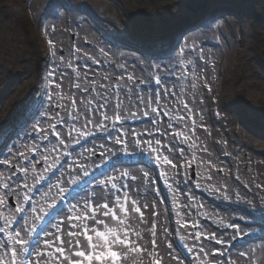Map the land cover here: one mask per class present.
Here are the masks:
<instances>
[{"label":"snow or ice","instance_id":"obj_1","mask_svg":"<svg viewBox=\"0 0 264 264\" xmlns=\"http://www.w3.org/2000/svg\"><path fill=\"white\" fill-rule=\"evenodd\" d=\"M214 27L224 35L232 25L221 17ZM55 31V26L45 29L49 63L42 111L29 106L12 125L0 127V264H127L129 257L135 264H145V258L147 264H184L187 257L173 250L167 218L160 219L153 172L172 193L174 231L195 264H240L241 259L257 264L264 245L235 257L231 249L241 238L264 241V194L248 200L228 184L231 174L213 162L207 143L212 133L203 114L211 97L203 93H212L209 69L214 71L215 63L203 43L177 42L164 53L167 63L152 64L95 46L85 51L73 45L67 52L62 46L58 56ZM161 51L153 45L145 59ZM197 153L203 154L200 180L216 182L206 190L244 203L242 215L227 223L215 214L223 226L219 235L197 220L207 215L190 188L188 170ZM232 178L246 193L253 186L264 193V183L252 177L247 183L239 172ZM195 187H201L199 181ZM148 193L156 199L141 203Z\"/></svg>","mask_w":264,"mask_h":264},{"label":"rangeland","instance_id":"obj_2","mask_svg":"<svg viewBox=\"0 0 264 264\" xmlns=\"http://www.w3.org/2000/svg\"><path fill=\"white\" fill-rule=\"evenodd\" d=\"M29 1L0 0V127L12 125L29 106L32 109L36 106L38 111H42L41 103L38 102L48 71L49 36L45 35V29L50 21L63 17L65 23H69L72 17H76L78 25L88 26L98 43L127 53L129 61L136 57L143 63L156 64L161 60L167 63L168 57L164 53L168 46L176 42L182 44L190 37L189 43L194 40L193 43L197 45L203 43L204 50L209 52L233 50L232 54L225 56L221 69L216 66L214 71L209 69L212 93H203L211 97L205 99L203 106L205 122L211 131H220L221 134L220 140L215 143L227 141L226 145L216 143V147L220 151L223 146L224 153H228L229 149L236 146L241 163L238 168L232 167L233 158L223 154L217 166H223L225 174H231L230 180L232 173L239 172L264 183V0H98L96 3L91 0H50L48 8L40 10L35 16V9L30 7ZM60 3H67L71 7L69 10L57 8ZM57 11L59 15L55 14ZM213 16L217 20L211 19ZM221 17L232 25L230 30L224 31V35H220L214 27ZM136 30H141V39L136 38ZM121 34H125L127 39ZM66 38L69 47L79 42L80 46L89 50L94 44L90 37L77 35L75 31H68ZM141 44L144 48L138 51L137 47ZM153 45L163 51L156 58L148 55L145 59L146 48H152ZM61 47H56L58 56L64 54L59 51ZM63 48L67 52L68 46ZM216 85L222 91L219 96L213 93ZM224 116L226 120H223ZM232 134L238 138L235 139ZM151 175L160 194L157 204L160 219L167 218L169 231L174 235L169 202L160 192L155 172ZM197 180L195 168L191 190ZM232 182V188L241 191L242 195L246 194L248 200L253 199V189L246 193ZM195 193L200 200L211 202L209 207L212 211L226 214L225 223L242 215L239 210L243 209V202L236 204L235 199L219 200L226 202L222 205L206 192ZM147 195L156 199L151 193ZM179 199L183 201V195ZM201 218L199 223L205 231H216L217 235L223 231L222 225ZM245 219L249 222L251 220L250 217ZM253 228L258 230L257 225H253ZM245 231L251 232L252 229ZM228 233L231 234V229ZM173 235L170 239L173 241L174 252L181 259L187 257L184 264H189L191 258L174 241ZM234 243L236 246L231 252L236 255L239 251L250 252L253 248L259 250L264 245V241L260 240L246 243L242 239ZM259 254L264 256L262 252Z\"/></svg>","mask_w":264,"mask_h":264},{"label":"bare ground","instance_id":"obj_3","mask_svg":"<svg viewBox=\"0 0 264 264\" xmlns=\"http://www.w3.org/2000/svg\"><path fill=\"white\" fill-rule=\"evenodd\" d=\"M98 0H91V2H93V3H96ZM49 2H50V0H30L29 1V5H30V7L32 6L33 7V13H34V16L36 15V14H38V12L40 11V10H42V9H46V8H48V4H49ZM84 6H85V3L83 4ZM67 16V15H66ZM71 17V16H70ZM75 19H76V17H72V19L69 21V23H65V21L63 20V17L62 18H59L58 20H56V21H50V22H48L47 23V26H46V29L49 31V32H51V29H52V27L53 26H55V29H56V31H55V33H54V39H55V41H56V47H58V46H68V48H67V51L68 50H70L71 48H72V46L73 45H71V47H69V42H68V39L66 38V33L68 32V31H75L76 32V34L77 35H86V36H88V37H90L93 41H94V44H93V46H95L97 49H99L100 47H103V48H105L106 50H109V52H110V55L112 54V53H115V55H116V57L117 58H119L120 57V54L121 53H123L124 54V56H126V57H128V55H127V53H125V52H121V51H119V50H115V49H110V48H106V47H104L103 46V44L102 43H98V41H96V38H95V35H94V33H92V31L90 30V28L88 27V26H86V25H83V24H80V25H78V22L77 21H75ZM75 21V22H74ZM209 32H212V31H209ZM214 34H216V33H214ZM190 41V37L188 38V42ZM195 41V40H194ZM194 41H192V43L194 42ZM76 46L77 47H81V48H83L82 46H80V43L79 42H77L76 43ZM83 50H85L84 48H83ZM92 49H89V50H85V51H91ZM205 51V53H209L210 54V58L214 61V63H215V66L216 67H219V69H221L222 67H223V65H224V63H225V56H227L228 54H232L231 52L233 51V50H225V51H221L220 49L218 50V52L220 51V55L218 54V52L217 51H212V52H209L208 50H204ZM222 91L220 90V89H218V85H216V86H214L213 87V93H217L218 94V96L219 95H221L222 93H221ZM228 119V118H227ZM223 120H226V117L224 116V118H223ZM205 123H207V122H205ZM134 128H136L138 131L140 130L139 129V127L138 126H133ZM209 130H210V128H209ZM200 132H202L203 130H199ZM211 131V130H210ZM211 133H212V135L210 136V137H208V139H207V143H208V146H209V148L213 151V153H214V157H216L215 159H214V163L216 164V165H218V162L219 161H221V157L223 156V154H224V147L223 146H221L222 147V149L219 151L218 150V147H216V143H215V141L216 140H220V138H221V134H220V131H211ZM23 137V133H21V138ZM232 137H234L235 139L236 138H238L237 137V135L236 134H232ZM203 138V137H202ZM217 145H219V144H217ZM237 147L236 146H233L231 149H229V152H228V154H229V156H230V159H231V157L233 158L232 160H233V163L231 164V166L232 167H239V166H241V163H240V159L237 157V156H239V153H237ZM189 155V158H191V154L189 153L188 154ZM201 155H203V154H201V153H197L196 154V156H197V159H195V160H192L191 161V163H192V166H194L195 168H196V173H197V175H198V180H197V182L199 181L200 182V184H201V187H199V188H196L195 187V184H194V186L192 187V190H191V193L194 195V197H195V200L196 201H198V202H200L201 204H203L204 205V209H201V211L202 212H206L207 213V215H202V216H200V217H198L197 218V220H198V222L202 219L201 217H205V218H208L209 219V221L210 222H214V223H216V224H218V217L215 215V214H217V212L216 211H212L211 209H210V207H209V204H211V202H205V201H202V200H200L199 199V197H198V195L195 193V192H197V191H199V192H206L207 194H208V196H210L211 198H213L216 202H219L220 204H222V205H224L226 202H220L219 200H222V199H220V198H218V194H213V192L212 191H210V190H206L208 187H215L216 186V182H215V180L214 181H202V180H200V174H201V172H202V167H198L197 165H198V160H199V157L201 156ZM181 163H183V161L181 162ZM241 172V171H240ZM155 174H157L158 175V173H156L155 172ZM235 174H237V172H235V173H232V177L235 175ZM215 176V175H214ZM240 178H241V181L242 182H244V183H247L248 181H249V178H250V176H244V175H241L240 174ZM160 181H163V179L162 178H160L159 179ZM231 180L232 181H234L233 180V178H231ZM230 180V176H229V179H228V184L229 185H231V184H233V182ZM164 182V181H163ZM222 182V181H221ZM254 182H255V179H254ZM165 184V183H164ZM166 185V184H165ZM253 191H254V194L257 196L258 194H262L259 190H257L254 186H253ZM166 190H167V195H168V197L166 198L167 200H168V202H169V206H170V212H171V215H170V218L172 219V223H173V225H174V229H175V227H176V225H175V220H176V216H175V212H176V210H177V208H176V205L175 204H173V202H172V193L170 192V191H168V189H167V185H166ZM258 198V197H257ZM153 201V199L152 198H149L148 197V195H146V196H144L142 199H141V203H144V202H149V203H151ZM236 202V201H235ZM241 203V202H240ZM236 204H238L237 202H236ZM148 211H151V209H149ZM227 213V212H226ZM219 214V213H218ZM146 215H147V213H146ZM226 214H223V215H221V214H219V217H223L224 218V220H226ZM201 218V219H200ZM150 219V218H149ZM150 226V225H149ZM174 229H173V231H174ZM159 227H158V232H159ZM145 239L146 240H150V234H145ZM173 239H174V241L177 243V244H179L180 246H182L183 247V244L185 243L184 241H180L179 240V236L178 235H176L175 234V231H174V235H173ZM243 238H241V239H239V240H242ZM189 243H190V241H189ZM150 246V245H149ZM185 250V249H184ZM186 251V250H185ZM187 253V252H186ZM160 254H161V256H166V253H164V251H163V249H161L160 250ZM188 255H189V257L191 258V260H192V254H190V253H187ZM232 256L233 257H235L236 256V254L235 253H233L232 252ZM256 262H257V264H264V256L263 255H261V254H259V252H257V256H256ZM194 264H195V262L194 261H192ZM127 264H135V262L132 260V258L131 257H129V259H128V261H127ZM145 264H147V258H145ZM240 264H244V261L241 259L240 260Z\"/></svg>","mask_w":264,"mask_h":264}]
</instances>
